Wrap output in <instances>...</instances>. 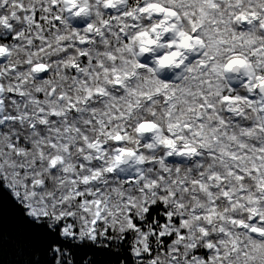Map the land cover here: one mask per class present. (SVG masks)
I'll list each match as a JSON object with an SVG mask.
<instances>
[{
	"label": "clouds",
	"instance_id": "9594fccd",
	"mask_svg": "<svg viewBox=\"0 0 264 264\" xmlns=\"http://www.w3.org/2000/svg\"><path fill=\"white\" fill-rule=\"evenodd\" d=\"M0 180L144 264H264V0H0Z\"/></svg>",
	"mask_w": 264,
	"mask_h": 264
},
{
	"label": "snow or ice",
	"instance_id": "6c2138e0",
	"mask_svg": "<svg viewBox=\"0 0 264 264\" xmlns=\"http://www.w3.org/2000/svg\"><path fill=\"white\" fill-rule=\"evenodd\" d=\"M6 187L10 194L0 195L2 264H144L152 259L148 246L141 252L139 247L128 244L127 237L121 240L114 236L112 228L98 231L100 220L93 221L86 231H70L62 215H50L22 204L19 194ZM153 211L156 209H147L149 217Z\"/></svg>",
	"mask_w": 264,
	"mask_h": 264
},
{
	"label": "trees",
	"instance_id": "16d2710c",
	"mask_svg": "<svg viewBox=\"0 0 264 264\" xmlns=\"http://www.w3.org/2000/svg\"><path fill=\"white\" fill-rule=\"evenodd\" d=\"M10 194V190L7 189L6 185L0 180V195ZM2 264V262H0Z\"/></svg>",
	"mask_w": 264,
	"mask_h": 264
}]
</instances>
